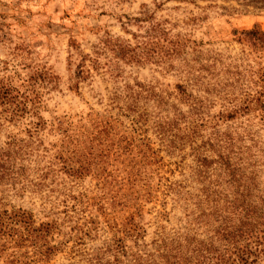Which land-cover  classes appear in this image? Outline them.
Wrapping results in <instances>:
<instances>
[{"label": "rangeland", "instance_id": "obj_1", "mask_svg": "<svg viewBox=\"0 0 264 264\" xmlns=\"http://www.w3.org/2000/svg\"><path fill=\"white\" fill-rule=\"evenodd\" d=\"M253 25L264 32V6L247 0H0V84L26 103L21 123L5 130L24 137L25 123L39 121L41 145L33 146L49 168L40 186L0 185V264H79L75 249L125 229L136 228L129 243L136 232L149 241L160 226H179L193 144H179L181 123L164 124L172 112L157 114L128 87L152 86L182 111L175 86L184 82L180 69H193L210 115L264 92V42L238 33ZM152 28L186 41V53L147 57ZM226 122L246 125L264 144V109L255 102ZM14 211L30 215L32 228L47 223L49 233L26 232L7 215ZM50 245L58 249L47 254Z\"/></svg>", "mask_w": 264, "mask_h": 264}, {"label": "trees", "instance_id": "obj_2", "mask_svg": "<svg viewBox=\"0 0 264 264\" xmlns=\"http://www.w3.org/2000/svg\"><path fill=\"white\" fill-rule=\"evenodd\" d=\"M247 1L264 6V0ZM238 33L260 46L264 42V32L256 25ZM162 34L161 30L152 28L147 57L171 59L186 53V41L159 37ZM179 72L184 82L175 88L177 103L185 107L182 111L169 103L168 95L157 94L147 84L134 83L128 90L133 100L151 99L157 114L172 112V117L164 124L174 129L181 123L179 129L183 132L178 138L179 144H193L189 177L192 185L181 195L189 206V210L185 209L188 210L185 220L167 231L160 226L149 241L136 232L126 243L130 230L136 229L132 228L99 247L86 251L75 249L74 252H80L82 262L79 264H259L264 257V186L260 187L259 180L264 167V144L246 125L232 128L226 122L248 110L253 102L263 110L264 92L246 95L237 104H223L217 114L210 115L206 98L197 92L199 87H196L197 76L193 69ZM20 97L15 87L0 84V136H3L0 139V185L10 180L9 184L28 182L35 187L42 184L49 171L36 155V145H41L36 135L40 122L27 121L25 126H30L23 129L24 137L5 130L21 123L26 113V103ZM34 141L37 142L35 147ZM6 213L0 208V226ZM7 215L26 232L35 229L26 212L14 211ZM49 227L41 223L35 232L43 237L44 233H49ZM9 228L17 231L16 226ZM57 249L50 245L44 252L50 254Z\"/></svg>", "mask_w": 264, "mask_h": 264}]
</instances>
